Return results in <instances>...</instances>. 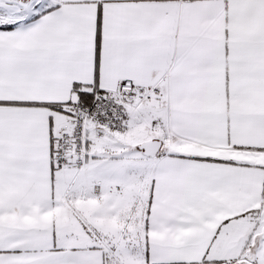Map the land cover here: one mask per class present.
Here are the masks:
<instances>
[{"label":"snow or ice","instance_id":"6c2138e0","mask_svg":"<svg viewBox=\"0 0 264 264\" xmlns=\"http://www.w3.org/2000/svg\"><path fill=\"white\" fill-rule=\"evenodd\" d=\"M0 264H264V0H0Z\"/></svg>","mask_w":264,"mask_h":264}]
</instances>
